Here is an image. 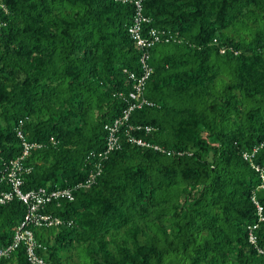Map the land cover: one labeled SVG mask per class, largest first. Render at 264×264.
<instances>
[{
	"label": "trees",
	"instance_id": "trees-1",
	"mask_svg": "<svg viewBox=\"0 0 264 264\" xmlns=\"http://www.w3.org/2000/svg\"><path fill=\"white\" fill-rule=\"evenodd\" d=\"M145 13L174 40L150 51L145 96L155 106L133 113L142 130L132 134L171 153L122 136L97 158L91 188L46 209L71 225L35 229L37 253L47 264H69L71 252L80 264H264L252 201L264 182L243 158L264 145V0H147ZM133 14L115 0H0V192L22 153L20 120L44 144L27 160L25 192L86 181L90 153L106 149L105 125L128 106L125 70L140 72ZM255 162L264 166V146ZM257 200L264 207V188ZM26 214L19 200L0 206V250ZM0 264H28L25 247Z\"/></svg>",
	"mask_w": 264,
	"mask_h": 264
},
{
	"label": "built area",
	"instance_id": "built-area-1",
	"mask_svg": "<svg viewBox=\"0 0 264 264\" xmlns=\"http://www.w3.org/2000/svg\"><path fill=\"white\" fill-rule=\"evenodd\" d=\"M123 4H131L134 9L133 20L128 27V34L134 41L136 47L141 50L140 57V72H133L125 70L128 79L132 82V90L127 95L128 106L123 111V114L112 122L107 123L104 127L107 133L106 149L101 154L95 152L90 153V157L94 160L101 158L102 160L108 159V157L121 148V137L126 136L128 142L135 144L142 148L153 149L156 152L170 155L166 148L161 145L153 144L145 139L138 138L132 134L137 130H142V126H135L131 124L132 115L135 111L141 110L145 107H154L155 104L145 96L147 84L153 74V67L151 65V53L150 51L157 45L169 44L174 39L172 36L162 32L158 28H151L148 25L152 19L145 13V3L147 0H115ZM222 53L224 51H221ZM121 97L125 95L120 93ZM24 120L19 121V125L16 127V136L20 140L22 153L19 157L9 162L3 180H5L9 189L0 192V206L9 204L15 200L22 202L27 208V214L21 225L17 228L12 243L0 250V260L10 257L21 246L26 249V256L28 264H47L44 258L37 253L41 248V244L37 241L35 236V229H50L59 228L61 226H70L71 222L58 217L52 213L46 211L51 205H57L58 207L62 202H74V191L76 189H89L94 185L98 178L102 175L101 161H95V168L90 171L88 178L85 182L78 183L74 187L69 188H55L48 189L41 187L28 192L23 190L24 176L31 171V168L27 166V160L31 156L32 152L44 147L43 143L31 142L28 140L27 135L23 129ZM144 130L147 133H152L155 128L146 126ZM51 141L54 143L55 139ZM264 145L255 146L250 151L243 153V158L247 161L251 167L259 174L262 182H264V166L258 165L255 162L256 155ZM264 188V183L253 192L252 201L255 204L258 222H264V207L257 200V191ZM259 227L258 224L249 227V239L250 242L255 244L257 237L254 234V230Z\"/></svg>",
	"mask_w": 264,
	"mask_h": 264
},
{
	"label": "rangeland",
	"instance_id": "rangeland-1",
	"mask_svg": "<svg viewBox=\"0 0 264 264\" xmlns=\"http://www.w3.org/2000/svg\"><path fill=\"white\" fill-rule=\"evenodd\" d=\"M230 35H235L234 32L231 30L228 31ZM63 262L64 263H69V264H80L81 261L76 257V252H71V253H64L63 255Z\"/></svg>",
	"mask_w": 264,
	"mask_h": 264
}]
</instances>
